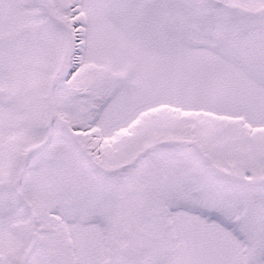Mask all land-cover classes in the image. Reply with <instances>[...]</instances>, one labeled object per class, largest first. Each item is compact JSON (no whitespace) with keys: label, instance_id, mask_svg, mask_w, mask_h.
Listing matches in <instances>:
<instances>
[{"label":"snow or ice","instance_id":"snow-or-ice-1","mask_svg":"<svg viewBox=\"0 0 264 264\" xmlns=\"http://www.w3.org/2000/svg\"><path fill=\"white\" fill-rule=\"evenodd\" d=\"M0 264H264V0H0Z\"/></svg>","mask_w":264,"mask_h":264}]
</instances>
